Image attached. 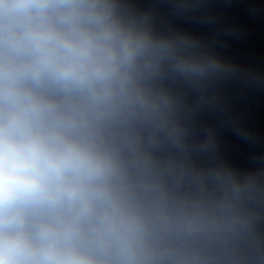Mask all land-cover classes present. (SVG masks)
I'll use <instances>...</instances> for the list:
<instances>
[{
	"label": "clouds",
	"instance_id": "1",
	"mask_svg": "<svg viewBox=\"0 0 264 264\" xmlns=\"http://www.w3.org/2000/svg\"><path fill=\"white\" fill-rule=\"evenodd\" d=\"M216 18L213 0H0V264H264V141L222 98L264 70L174 23ZM224 125L259 149L243 166Z\"/></svg>",
	"mask_w": 264,
	"mask_h": 264
},
{
	"label": "water",
	"instance_id": "2",
	"mask_svg": "<svg viewBox=\"0 0 264 264\" xmlns=\"http://www.w3.org/2000/svg\"><path fill=\"white\" fill-rule=\"evenodd\" d=\"M253 7L258 9L255 14ZM213 10L217 18L211 28L182 21L174 23L207 33L210 38L215 33V45L223 56L264 70V0H213ZM225 28L234 29V34L225 35ZM222 98L227 116L242 122L264 141V90L230 84L223 88ZM209 120L215 122L216 118ZM220 139L223 151L241 166L247 163L249 153L259 150L242 141L227 125L221 128Z\"/></svg>",
	"mask_w": 264,
	"mask_h": 264
}]
</instances>
